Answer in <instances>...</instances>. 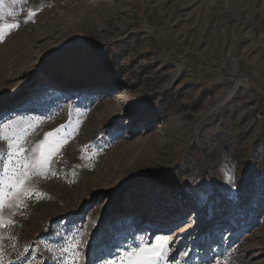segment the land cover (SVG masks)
I'll list each match as a JSON object with an SVG mask.
<instances>
[{
    "label": "rangeland",
    "instance_id": "rangeland-1",
    "mask_svg": "<svg viewBox=\"0 0 264 264\" xmlns=\"http://www.w3.org/2000/svg\"><path fill=\"white\" fill-rule=\"evenodd\" d=\"M0 17L19 25L0 42V177L9 141L31 157L67 136L57 175L5 210L0 264H69L75 234L78 264L157 236L168 264H264V0H3Z\"/></svg>",
    "mask_w": 264,
    "mask_h": 264
},
{
    "label": "snow or ice",
    "instance_id": "snow-or-ice-1",
    "mask_svg": "<svg viewBox=\"0 0 264 264\" xmlns=\"http://www.w3.org/2000/svg\"><path fill=\"white\" fill-rule=\"evenodd\" d=\"M2 2L3 0H0V3ZM34 15V12H29V19ZM18 27V24L13 23L0 25V42L4 41L6 32L11 33ZM4 127L9 126L5 125ZM60 132L61 129L58 128L46 133L43 139L31 149V157L25 156L26 149L21 146L19 139L9 141L8 163L4 167V176L0 177V228L9 227L14 223L10 218H5L4 212L6 209L23 207L25 198H33L34 189L29 184L33 177L47 179L49 174L52 176L57 175L50 170L49 166L52 158L59 153L61 147L67 142V136H61ZM4 139L5 137L0 135V140ZM84 151L88 152L89 150L85 149ZM91 155L95 154L91 153ZM13 157H15L14 163ZM232 179V177H229L228 181L231 182ZM41 197L42 194L36 193V198ZM78 237L79 234H75L70 240L66 238V246L61 249L62 253L69 255V264H78L79 248L82 243V239ZM168 245L169 240L167 237L157 236L155 241L151 243L142 237L133 246L118 252L115 261H105L104 264H168L171 252ZM49 251H52V249L50 248ZM183 255L186 256L187 253H183ZM0 259H2V254H0ZM172 264H177V262L173 260ZM217 264H220V262L217 261Z\"/></svg>",
    "mask_w": 264,
    "mask_h": 264
}]
</instances>
